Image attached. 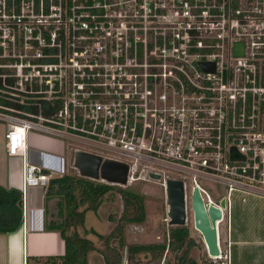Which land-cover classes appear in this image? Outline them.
Wrapping results in <instances>:
<instances>
[{
	"label": "built area",
	"instance_id": "built-area-1",
	"mask_svg": "<svg viewBox=\"0 0 264 264\" xmlns=\"http://www.w3.org/2000/svg\"><path fill=\"white\" fill-rule=\"evenodd\" d=\"M0 121L23 198L85 152L128 167L123 187L89 181L135 191L156 173L166 213L179 180L188 212L199 188L223 221L235 193L264 198V0H0ZM37 132L63 173L30 161ZM227 245L212 259L232 264Z\"/></svg>",
	"mask_w": 264,
	"mask_h": 264
},
{
	"label": "rangeland",
	"instance_id": "rangeland-1",
	"mask_svg": "<svg viewBox=\"0 0 264 264\" xmlns=\"http://www.w3.org/2000/svg\"><path fill=\"white\" fill-rule=\"evenodd\" d=\"M34 133L36 131H33ZM41 134L45 136V134ZM7 135V124L0 121V157L2 150L5 147ZM85 149L90 151H96V148L86 147ZM54 149V148H53ZM56 150V149H54ZM56 151H61L57 149ZM67 163L70 160L67 154ZM6 161L2 164L4 168L6 166ZM135 189V192L141 193L146 197V203L148 206V221L141 226L133 227L130 230L129 240L130 241H160L169 234V221L168 215L165 209V195L161 186L156 185V181L146 182L144 184H137L132 186ZM115 198L113 201L116 203L113 212L110 213L111 216L118 218L120 216V209H118L119 202H117V194H112ZM233 213H225L224 220L219 224V235H220V247L225 254V251L228 250L227 239L229 235L232 240V254L235 257L232 259V264H264V249L253 250L256 243H264V198L260 196H255L246 192H237L233 195ZM118 203V204H117ZM50 213L48 214V219L52 218L54 221L60 222L58 210L56 207V202L50 203ZM106 209V213L108 208ZM237 211V213H236ZM104 215V213H103ZM236 218V219H235ZM188 223L187 226L191 230L192 240L197 242V247H194L191 250L193 259L197 261L198 264H222L224 259L213 260L208 256L207 248L204 243L202 235L194 228V216L192 211L188 213ZM97 229V232L107 234L109 229L107 224L103 221H100L99 218L93 212H89L86 217V224L84 228H78V231L81 235H85L92 239L100 248L102 244L100 243L99 238L90 232L91 229ZM156 227V228H155ZM240 240V241H237ZM236 242H241L237 246ZM116 247H119V242H116ZM124 252V247L121 248ZM257 251L259 254L255 255V258L252 254ZM183 251L176 253H169L164 255L162 260L154 261L152 263L148 262L144 258H140L139 262L128 261L127 264H179L176 261V255L178 258L181 257ZM252 256V257H251ZM234 260V262H233Z\"/></svg>",
	"mask_w": 264,
	"mask_h": 264
},
{
	"label": "trees",
	"instance_id": "trees-1",
	"mask_svg": "<svg viewBox=\"0 0 264 264\" xmlns=\"http://www.w3.org/2000/svg\"><path fill=\"white\" fill-rule=\"evenodd\" d=\"M111 190L118 191L129 197L126 205L127 211L144 210L143 195L139 192L131 190L123 191L115 187L97 184L69 175L53 179L50 186L46 189V201L48 204L50 200L59 197L62 201L59 203V208L63 210V213H58L59 218H61L60 222L54 221L53 218L51 221V219H48L50 211L47 208L46 228L61 235L65 243V255L50 257L46 260L31 259L28 261V264H90L89 257L91 252L95 250V246L92 240L85 235H81L78 231V228H84L86 217L85 213L79 211V209L86 203L90 205V210L97 209L101 199ZM23 214L22 191L7 189L0 185V234L17 232L23 225ZM127 214L129 213H126L125 217H127ZM175 235L178 241L183 242L189 236V231L185 228H178L175 231ZM172 245L175 246V243H172ZM181 247L182 244L173 248H178L179 250ZM133 249L134 253L142 251L150 252L154 260H158L163 256L166 245L136 246ZM118 257L119 260H116V264H120L121 262L120 254H118ZM106 261L108 264H111L107 257ZM188 264L197 263L191 261Z\"/></svg>",
	"mask_w": 264,
	"mask_h": 264
},
{
	"label": "crops",
	"instance_id": "crops-1",
	"mask_svg": "<svg viewBox=\"0 0 264 264\" xmlns=\"http://www.w3.org/2000/svg\"><path fill=\"white\" fill-rule=\"evenodd\" d=\"M61 151H56L54 149ZM59 153L52 156L50 152ZM66 153L60 143L50 141L37 134L32 137L29 158L32 163L43 166L46 169L63 173L66 169ZM6 161V166L2 164ZM0 185L7 189L22 191V161L20 158L8 156L5 147L0 157ZM56 202L57 212L63 213L59 208L61 199L56 197L47 204L46 189L30 187L23 198V225L14 233L0 234V264H28L31 259L46 260L50 257L65 255V243L58 232L46 228L47 208L50 211V203ZM80 210V209H79ZM240 241V240H237ZM241 242H236L237 246ZM264 249V243H256L253 250ZM259 254L255 251L252 256ZM235 257V255L233 254ZM251 256V257H252ZM233 257V258H234ZM234 262V260H233Z\"/></svg>",
	"mask_w": 264,
	"mask_h": 264
},
{
	"label": "water",
	"instance_id": "water-1",
	"mask_svg": "<svg viewBox=\"0 0 264 264\" xmlns=\"http://www.w3.org/2000/svg\"><path fill=\"white\" fill-rule=\"evenodd\" d=\"M235 55H244V44L235 45ZM233 159H244L243 156L233 153ZM72 174L76 177L102 182L111 186H125L127 184L128 167L122 163L104 159L101 156L77 152L73 159ZM156 181L161 186L162 177L156 173L147 172L141 180V184ZM167 195L170 212L168 217L170 225L184 226L186 224L187 209L184 182L169 180L167 182ZM221 207H226V201L221 202ZM192 211L194 216V228L202 235L210 258L221 255L218 239V222L222 221L223 213L214 206L205 207L199 188H195L192 196Z\"/></svg>",
	"mask_w": 264,
	"mask_h": 264
},
{
	"label": "flooded vegetation",
	"instance_id": "flooded-vegetation-1",
	"mask_svg": "<svg viewBox=\"0 0 264 264\" xmlns=\"http://www.w3.org/2000/svg\"><path fill=\"white\" fill-rule=\"evenodd\" d=\"M115 193L117 194V202H119L120 205H118V209H120V216L118 218H115L111 216L110 213L113 212V208L115 206V202L113 199L115 198L112 194ZM129 197L125 194H121L118 191H109L105 196L101 199L100 204L97 209L95 210H90L89 209V204H84L81 206L80 210L81 212L85 213V216L87 217V214L89 212H93L97 218H99L100 221H103L105 224L108 226V233L103 234L97 232V229L93 227L94 229H91L92 234H95L99 240L100 243L102 244V248H100L92 239H89L93 241L95 250L91 252L90 257H89V263L90 264H108L106 261V257L109 259V263L111 264H116V260H119L118 254H120L121 262L120 264H127L129 263L128 261L132 262H139L141 259L144 258L148 262L152 263L154 261H159L162 260L164 255H168L169 253H176L177 251L181 252L183 251L182 255L180 258L176 255V261H178L180 264H188L191 261H194L197 263L195 259H193L191 254V250H193L194 247H197V242L192 240L191 236V230L187 226L188 223V210H187V217H186V224L184 226H172L170 225V219L168 222L169 224V234L168 237L165 235L163 239L160 241H130L129 240V235L130 230L133 227L141 226L144 223L148 221L149 213H148V206L146 203V197L143 196V206L144 210H135L134 212H129L126 210V205H127V199ZM118 204V203H117ZM108 208V211L106 213V209ZM187 209V207H186ZM104 213V215H103ZM126 213L127 217H125ZM168 215V213H167ZM86 217H85V224H86ZM125 217V219H124ZM122 219H124L122 221ZM120 228V233L119 232ZM156 228V227H155ZM178 228H185L189 231V236L182 242L178 241L177 236L175 235V231ZM119 242V247H116V242ZM172 243H175V246H179L182 244V247L178 250V248H173L175 247L172 245ZM160 245H166V250L163 254V256L158 259L154 260V257L152 253L150 252H136L134 253V247L136 246H160ZM124 247V252H122L121 248ZM198 264V263H197Z\"/></svg>",
	"mask_w": 264,
	"mask_h": 264
},
{
	"label": "bare ground",
	"instance_id": "bare-ground-1",
	"mask_svg": "<svg viewBox=\"0 0 264 264\" xmlns=\"http://www.w3.org/2000/svg\"><path fill=\"white\" fill-rule=\"evenodd\" d=\"M169 218V217H168ZM220 232V231H219Z\"/></svg>",
	"mask_w": 264,
	"mask_h": 264
}]
</instances>
